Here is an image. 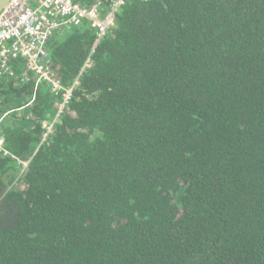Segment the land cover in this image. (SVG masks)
<instances>
[{"label": "trees", "instance_id": "1", "mask_svg": "<svg viewBox=\"0 0 264 264\" xmlns=\"http://www.w3.org/2000/svg\"><path fill=\"white\" fill-rule=\"evenodd\" d=\"M115 26L44 142L58 97L20 59L0 83L28 161L0 153V264H264V0H126ZM94 39H49L64 87Z\"/></svg>", "mask_w": 264, "mask_h": 264}, {"label": "built area", "instance_id": "2", "mask_svg": "<svg viewBox=\"0 0 264 264\" xmlns=\"http://www.w3.org/2000/svg\"><path fill=\"white\" fill-rule=\"evenodd\" d=\"M125 3L126 0H112L108 4L97 0L86 6L72 0H10L0 12V80L7 81L13 77L10 63L20 59L29 74L21 79L31 77L37 83L47 85L50 93L58 97L55 115L44 126L42 142L48 139L62 115L67 112L81 77L92 67V55L96 46L114 31L116 16ZM82 26L95 32L94 43L71 85L64 87L53 72L47 43L60 30ZM25 109H29V103L12 110L11 117L20 119L26 113ZM20 111L22 115L17 114ZM5 116L6 114L2 119ZM1 122L2 120L0 153L16 160L17 165L24 171L28 161L15 158L5 148Z\"/></svg>", "mask_w": 264, "mask_h": 264}, {"label": "water", "instance_id": "3", "mask_svg": "<svg viewBox=\"0 0 264 264\" xmlns=\"http://www.w3.org/2000/svg\"><path fill=\"white\" fill-rule=\"evenodd\" d=\"M10 0H0V12L3 10V8L7 5V3Z\"/></svg>", "mask_w": 264, "mask_h": 264}, {"label": "rangeland", "instance_id": "4", "mask_svg": "<svg viewBox=\"0 0 264 264\" xmlns=\"http://www.w3.org/2000/svg\"><path fill=\"white\" fill-rule=\"evenodd\" d=\"M2 82H4L3 80H0V83H2ZM12 119H10V121H11ZM20 187H21V184H20Z\"/></svg>", "mask_w": 264, "mask_h": 264}, {"label": "crops", "instance_id": "5", "mask_svg": "<svg viewBox=\"0 0 264 264\" xmlns=\"http://www.w3.org/2000/svg\"><path fill=\"white\" fill-rule=\"evenodd\" d=\"M9 112H7V113H5L6 115L8 114ZM9 115H10V113H9Z\"/></svg>", "mask_w": 264, "mask_h": 264}, {"label": "bare ground", "instance_id": "6", "mask_svg": "<svg viewBox=\"0 0 264 264\" xmlns=\"http://www.w3.org/2000/svg\"><path fill=\"white\" fill-rule=\"evenodd\" d=\"M19 159V158H18ZM31 162V161H30ZM28 169V168H27ZM22 170V169H21ZM19 177V176H18Z\"/></svg>", "mask_w": 264, "mask_h": 264}]
</instances>
